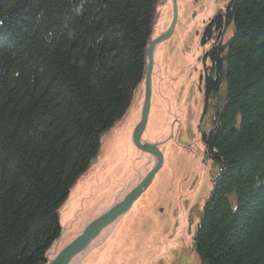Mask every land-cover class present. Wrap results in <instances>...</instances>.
I'll return each instance as SVG.
<instances>
[{
  "label": "trees",
  "instance_id": "16d2710c",
  "mask_svg": "<svg viewBox=\"0 0 264 264\" xmlns=\"http://www.w3.org/2000/svg\"><path fill=\"white\" fill-rule=\"evenodd\" d=\"M161 1L0 0V264L51 260L64 204L144 85ZM204 42L218 171L195 253L264 264V0H230Z\"/></svg>",
  "mask_w": 264,
  "mask_h": 264
},
{
  "label": "rangeland",
  "instance_id": "374dc122",
  "mask_svg": "<svg viewBox=\"0 0 264 264\" xmlns=\"http://www.w3.org/2000/svg\"><path fill=\"white\" fill-rule=\"evenodd\" d=\"M229 3L177 0L174 33L154 51L152 109L143 135V141L159 146L164 164L131 209L104 229L74 264H200L194 241L218 171L206 158L202 142V133L212 128L204 89L205 56L212 42H204V37L206 26ZM158 10L154 38L172 23V0H162ZM232 36L230 27L225 43ZM143 104L144 85L64 204L63 232L51 249V259L153 170L156 158L133 141ZM72 201H77L75 209Z\"/></svg>",
  "mask_w": 264,
  "mask_h": 264
},
{
  "label": "water",
  "instance_id": "95a60500",
  "mask_svg": "<svg viewBox=\"0 0 264 264\" xmlns=\"http://www.w3.org/2000/svg\"><path fill=\"white\" fill-rule=\"evenodd\" d=\"M173 18L170 27L160 36L154 38L147 48L148 68L144 82V104L141 119L133 132L134 145L140 151L150 154L156 158V164L152 171L144 180L130 191L121 202H115L100 217L91 222L85 230L71 243L65 246L53 259L47 264H74L73 261L80 253L84 252L96 237L109 225L113 224L118 218L127 213L133 204L144 194L151 185L154 177L162 168L165 158L164 154L156 144L143 141V135L147 129L153 98V72H154V51L157 45L167 41L174 33L178 19L177 0H172ZM173 127V126H172ZM73 261V262H72Z\"/></svg>",
  "mask_w": 264,
  "mask_h": 264
},
{
  "label": "bare ground",
  "instance_id": "6f19581e",
  "mask_svg": "<svg viewBox=\"0 0 264 264\" xmlns=\"http://www.w3.org/2000/svg\"><path fill=\"white\" fill-rule=\"evenodd\" d=\"M81 188H82V187H81ZM81 188H79L78 192H77L76 195L74 196V199L77 198V197H79L78 194L81 192ZM74 199H73V200H74ZM76 205H77V201H76V202L72 201L70 207H72L73 209H75Z\"/></svg>",
  "mask_w": 264,
  "mask_h": 264
}]
</instances>
